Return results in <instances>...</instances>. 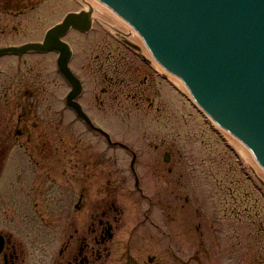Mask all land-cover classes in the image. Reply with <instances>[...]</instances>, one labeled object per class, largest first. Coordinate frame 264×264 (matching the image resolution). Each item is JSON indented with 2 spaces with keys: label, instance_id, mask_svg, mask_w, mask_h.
I'll list each match as a JSON object with an SVG mask.
<instances>
[{
  "label": "rangeland",
  "instance_id": "rangeland-1",
  "mask_svg": "<svg viewBox=\"0 0 264 264\" xmlns=\"http://www.w3.org/2000/svg\"><path fill=\"white\" fill-rule=\"evenodd\" d=\"M82 8L76 0H0V46L38 40L66 12ZM67 40L85 85L80 102L113 140L135 152L139 190L131 152L105 149L65 105L68 85L53 56H6L0 59V231H11L18 246L28 231L57 246L70 209H78L71 219L79 228L92 214L117 208L114 258L130 234L131 264H264V184L238 144L154 61L142 60L97 18L90 32L72 30ZM14 193L21 216L11 211ZM37 226L47 230L34 236Z\"/></svg>",
  "mask_w": 264,
  "mask_h": 264
},
{
  "label": "water",
  "instance_id": "water-1",
  "mask_svg": "<svg viewBox=\"0 0 264 264\" xmlns=\"http://www.w3.org/2000/svg\"><path fill=\"white\" fill-rule=\"evenodd\" d=\"M93 1L136 30L153 58L264 169V0ZM90 27L91 10L71 12L47 30L43 43L0 48V55L57 51L72 89L67 103L84 117L73 102L81 86L68 66L71 51L60 37Z\"/></svg>",
  "mask_w": 264,
  "mask_h": 264
},
{
  "label": "flooded vegetation",
  "instance_id": "flooded-vegetation-1",
  "mask_svg": "<svg viewBox=\"0 0 264 264\" xmlns=\"http://www.w3.org/2000/svg\"><path fill=\"white\" fill-rule=\"evenodd\" d=\"M29 184L31 185V183ZM10 197L9 202L15 207L11 211H16V214L20 216L23 215L24 209H17L16 194L14 193V196ZM31 207L30 211L33 213L34 205L32 204ZM77 210L76 207L69 210L66 228L61 231L63 235H66V238L60 241V236L57 237V246L50 241H47L50 243L44 244L43 241L33 240L29 231L25 234L26 240L22 243L18 242V246L12 239H9V233L4 232L5 243L0 254V264H38V262L40 264H119L123 255L128 259V261H124L125 264L134 263L136 256L129 251L132 241L130 234L127 236L130 242L124 246L125 251L123 250L121 256L114 258L116 250L120 248L113 245L116 240L115 230L121 216V212L117 208H113L115 214H111L107 210L92 214L93 221L87 226L82 225L79 228H76L74 219H71V216L73 217L71 214ZM35 212L37 213L38 210ZM41 228L42 226L32 227L35 233L33 235L37 236V232H40V235L41 231L47 230H41ZM0 233L2 234L1 231Z\"/></svg>",
  "mask_w": 264,
  "mask_h": 264
},
{
  "label": "bare ground",
  "instance_id": "bare-ground-1",
  "mask_svg": "<svg viewBox=\"0 0 264 264\" xmlns=\"http://www.w3.org/2000/svg\"><path fill=\"white\" fill-rule=\"evenodd\" d=\"M77 3L81 4L84 6L85 11L91 10V20L94 22V19L97 18L101 23L105 26H107L111 32L120 38L127 39L128 41L132 42L142 54L145 55L146 58L150 59L152 62L154 61L152 57L150 56L147 48L145 47L144 43L141 41L139 36L136 34L134 29L126 23L124 20L119 19L113 11L103 9L100 5H98L95 1L93 0H76ZM92 22V23H93ZM156 64V63H155ZM157 65V64H156ZM157 68L160 70V73L165 72L167 75L166 77H171L172 80L176 81L180 87H182L183 90L187 91L186 87L183 85V83L174 75L168 73L166 70L163 68L159 67L157 65ZM162 71V72H161ZM167 77V78H168ZM189 94V92H188ZM225 134L233 140L236 144H238L239 150H243V153L247 155L249 160L251 161L250 165L251 168L253 169L254 173L257 175L260 181L264 184V170L256 164L255 160L242 148V146L235 141L229 134L225 132Z\"/></svg>",
  "mask_w": 264,
  "mask_h": 264
}]
</instances>
